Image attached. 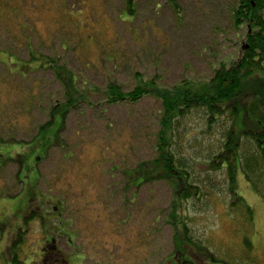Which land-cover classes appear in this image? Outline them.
<instances>
[{
    "label": "rangeland",
    "instance_id": "rangeland-1",
    "mask_svg": "<svg viewBox=\"0 0 264 264\" xmlns=\"http://www.w3.org/2000/svg\"><path fill=\"white\" fill-rule=\"evenodd\" d=\"M125 1L0 0L4 6L27 7L20 19L0 18V49L13 48V53L29 60L31 43L43 56H59L81 84L104 88L114 67L117 72L111 78L125 86L131 85L135 73L161 77L169 86L183 79H209L221 62L232 61L240 45L231 21L235 0H178L181 17L170 0H137L134 20L121 21ZM25 24L33 30L30 42L31 34L21 29ZM63 42L68 47L64 52ZM21 72L24 77L26 70ZM3 73L0 67V264H35L45 235H53L63 221L73 224L75 244L67 241L72 229L57 233L56 239L71 260L163 264L174 251V230L165 222L173 193L165 183L156 182L126 194L120 172L112 176L110 171L153 158L155 115L161 105L155 99L117 105L109 108L108 120L84 106V116L80 110L69 114L60 134L62 145L49 149L52 137L32 141L47 123L49 108L64 101L53 71L40 70L15 82L3 80ZM32 86L46 100L26 113L20 101L31 97L21 91ZM36 92L31 95L37 97ZM198 117L187 122V131L201 130ZM201 141L198 151L186 145L190 154L201 150L205 154L208 143ZM68 154L71 157L66 158ZM211 180L209 189L216 192L182 205V216L191 221L190 233L198 243L195 249L186 248L187 261L208 264L215 255L231 264L264 263V200L239 174L237 193L253 209V223L236 219L223 178ZM134 193L135 201L125 204ZM64 202L67 211L62 214L57 208L63 209ZM32 210L44 218L38 214L26 225Z\"/></svg>",
    "mask_w": 264,
    "mask_h": 264
},
{
    "label": "trees",
    "instance_id": "trees-1",
    "mask_svg": "<svg viewBox=\"0 0 264 264\" xmlns=\"http://www.w3.org/2000/svg\"><path fill=\"white\" fill-rule=\"evenodd\" d=\"M170 2L176 14L181 17L178 0ZM125 6L126 10L119 19L134 20L137 0H126ZM26 8L25 5L12 8L0 3V18L5 15L9 19H20ZM231 21L240 44L232 61L221 62L209 79H183L172 86L166 85L161 77L149 79L140 73H135L131 85L125 86L116 78H111L116 75L117 67L112 68L111 74H107L110 79L104 88L81 84L59 56H43L31 43L28 45L29 60L13 53L15 50L12 47L0 49V67H4L3 80H28L40 70H52L55 81L62 88L64 101L56 102L49 108L47 123L40 127L32 141H45L52 137L54 142L49 149L57 143L62 145L60 134L66 130L69 114L80 110V115L84 116V106L90 107L95 114L108 120L106 114L109 108L117 105L135 106L145 99H155L161 105L155 115L157 129L152 144L153 158L142 161L133 168L120 169L119 166H114L110 171L112 176H115L114 171L120 172L125 182L122 191L126 194L156 182L165 183L173 193L171 210L167 213L165 222L174 230V251L164 259L163 264H193L187 261L186 248L195 249L198 243L190 233L191 221L182 216V205L184 201L202 200L216 192L213 187L209 189L214 183L212 177L223 178L227 188L225 192L229 193L232 200L231 211L236 219L243 218L245 222L253 223V209L237 193L239 174L264 200V0H235L231 8ZM21 29L24 33L28 31L31 34L28 36L30 42L33 30L26 24L21 25ZM66 45L63 42V52L67 51ZM22 70H26L24 77ZM25 92L31 97H26L27 102L20 101L26 113H30L29 110L34 109L37 102H40V105L45 103L43 93L36 92L33 86L30 89H22L21 94L25 95ZM34 92L37 97L31 95ZM195 115L202 121L201 130L187 131V122ZM200 141L202 144L203 141L208 143L205 154L202 150L200 154H190L186 145L198 151L201 148ZM69 157L70 154L66 158ZM42 160L40 159V162ZM200 168H204V171L199 170ZM37 180H40V174ZM136 197L137 194L134 193L125 204L133 203ZM57 209L65 214V202L63 209ZM38 214L40 218H44ZM38 214L32 210L29 217H25L24 223L27 225L30 220L37 219ZM69 222L59 223L56 232L53 231V235H49L51 239L58 238L57 233L70 231L73 224L68 226ZM72 231L70 234L67 231V241H73L71 235L75 229ZM20 239L21 236L18 240ZM214 256L211 262L207 261L208 264H231L226 260L215 259ZM208 257L209 255H206L205 258ZM14 260L20 261L17 255ZM241 264H257V261H243Z\"/></svg>",
    "mask_w": 264,
    "mask_h": 264
},
{
    "label": "flooded vegetation",
    "instance_id": "flooded-vegetation-1",
    "mask_svg": "<svg viewBox=\"0 0 264 264\" xmlns=\"http://www.w3.org/2000/svg\"><path fill=\"white\" fill-rule=\"evenodd\" d=\"M68 242L69 245L70 241ZM58 245V239L54 240L49 235H46L45 241L42 244L41 253L38 256V261L35 264H83L78 258L69 259L68 255Z\"/></svg>",
    "mask_w": 264,
    "mask_h": 264
}]
</instances>
